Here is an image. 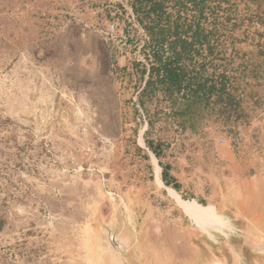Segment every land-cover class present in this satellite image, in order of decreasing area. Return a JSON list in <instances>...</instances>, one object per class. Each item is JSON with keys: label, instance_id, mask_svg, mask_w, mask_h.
Wrapping results in <instances>:
<instances>
[{"label": "rangeland", "instance_id": "rangeland-1", "mask_svg": "<svg viewBox=\"0 0 264 264\" xmlns=\"http://www.w3.org/2000/svg\"><path fill=\"white\" fill-rule=\"evenodd\" d=\"M202 19L241 108L193 131L162 91L140 101L127 0H0V264H264V0Z\"/></svg>", "mask_w": 264, "mask_h": 264}, {"label": "trees", "instance_id": "trees-1", "mask_svg": "<svg viewBox=\"0 0 264 264\" xmlns=\"http://www.w3.org/2000/svg\"><path fill=\"white\" fill-rule=\"evenodd\" d=\"M127 1L134 20L148 37L143 48L144 52L149 49L145 55L150 68L134 64L142 66V80L148 75L140 101L162 91L172 102L174 115L181 118L182 128L193 131L213 116L226 124L231 121L241 108V97L237 79L226 71H210L206 62L207 56L215 53L211 32L202 23L209 0Z\"/></svg>", "mask_w": 264, "mask_h": 264}, {"label": "crops", "instance_id": "crops-1", "mask_svg": "<svg viewBox=\"0 0 264 264\" xmlns=\"http://www.w3.org/2000/svg\"><path fill=\"white\" fill-rule=\"evenodd\" d=\"M152 145H153L152 147L157 152H159L161 156L163 155L161 157V160H160L162 165H159V166L161 167L160 177H161V180H162L164 186L166 188H168V187L173 188L177 192L179 191V193H183L184 191L181 189L183 187L181 184L182 182L176 173V169L174 167L175 164L173 163V161L164 162V160L166 159L164 157V154H165L164 151L161 152V150L158 148V146H159L158 144L153 143ZM234 149L235 148H224V149H221V152L224 155V157H226L228 159H232L235 156V150Z\"/></svg>", "mask_w": 264, "mask_h": 264}, {"label": "built area", "instance_id": "built-area-1", "mask_svg": "<svg viewBox=\"0 0 264 264\" xmlns=\"http://www.w3.org/2000/svg\"><path fill=\"white\" fill-rule=\"evenodd\" d=\"M146 64H147V68L149 69L150 64L149 63H146ZM147 78H148V75L146 77V80H147ZM145 84H146V81H145ZM214 145H215V147H217V146H219V147H222V146L235 147L238 145V137L236 134L231 133V134L227 135L225 138L217 140L214 143Z\"/></svg>", "mask_w": 264, "mask_h": 264}, {"label": "water", "instance_id": "water-1", "mask_svg": "<svg viewBox=\"0 0 264 264\" xmlns=\"http://www.w3.org/2000/svg\"><path fill=\"white\" fill-rule=\"evenodd\" d=\"M154 155V154H153ZM155 156V155H154Z\"/></svg>", "mask_w": 264, "mask_h": 264}, {"label": "bare ground", "instance_id": "bare-ground-1", "mask_svg": "<svg viewBox=\"0 0 264 264\" xmlns=\"http://www.w3.org/2000/svg\"><path fill=\"white\" fill-rule=\"evenodd\" d=\"M263 249V248H262Z\"/></svg>", "mask_w": 264, "mask_h": 264}]
</instances>
